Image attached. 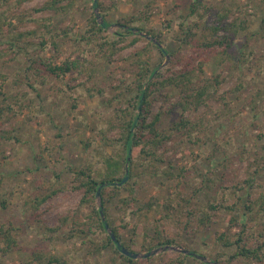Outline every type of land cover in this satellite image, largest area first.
<instances>
[{
    "label": "rangeland",
    "instance_id": "obj_1",
    "mask_svg": "<svg viewBox=\"0 0 264 264\" xmlns=\"http://www.w3.org/2000/svg\"><path fill=\"white\" fill-rule=\"evenodd\" d=\"M46 1L0 0V101L10 96L17 101L0 113V225L10 227L16 240L3 253L0 238V264H29L35 252L34 264H54L47 260L51 256L67 264H121L113 247L98 249L113 232L107 223L104 231L97 227L94 206L106 221L99 193L82 202V190L72 188L73 170L89 165L103 174L104 158L123 152L120 121L139 60L157 66L154 75L183 65L172 66L173 57L162 56L153 45L193 62L207 90L205 103L184 111L174 90L153 93L151 113L161 109L158 128L169 138L156 150L160 161L134 152L135 190L110 202L111 225L121 229V241L132 243L133 251L124 248L138 253L133 259L140 263L264 264V258L226 260L230 252L216 238L226 231L230 213L205 206L221 199L239 205L237 195L246 203L249 190L254 205L244 218L245 233L255 237L264 231V0H61L60 8L41 9ZM219 11L227 13L223 23L235 22L234 45L198 68L194 47L211 36L209 27L221 23ZM92 15L98 24L107 22L102 31H91ZM180 27L194 34L184 41ZM20 32L12 48L10 36ZM41 39L47 42L40 45ZM39 55H54L56 64L74 59L79 66L59 76L38 62L28 68L29 59ZM180 116L194 125L190 136L174 127ZM255 168L247 190L244 181ZM119 174L128 178L119 185L128 182V170ZM151 197L169 208L138 210ZM202 211L211 216L207 226L197 224ZM158 226L175 240L145 251V235L152 236ZM231 230L238 231V224Z\"/></svg>",
    "mask_w": 264,
    "mask_h": 264
},
{
    "label": "trees",
    "instance_id": "obj_2",
    "mask_svg": "<svg viewBox=\"0 0 264 264\" xmlns=\"http://www.w3.org/2000/svg\"><path fill=\"white\" fill-rule=\"evenodd\" d=\"M17 1L20 2L22 0ZM60 2L61 0H48L41 7V9L60 8L58 5ZM96 5L97 3L94 1L93 6ZM226 16V11H219L217 13V19L218 22L221 23H217V26L215 27H209V32H211L210 29H212L211 36L203 37L201 41H199L200 47H194V49L197 51V57L200 59V65H198V68H201L202 64L209 61V59L213 58V60H216L215 57H220L221 52L224 54V52H227L228 49L233 47L234 43L232 38L237 32V27H235V22L223 23V20L226 18ZM91 21L94 23L92 24V32H100L104 29V26L107 25V22L105 21L98 24L94 15H92ZM263 23L264 21H262V24ZM219 31L221 32L220 35L217 33ZM178 33L181 35V39L184 41L194 34L190 28L186 27H180V31H178ZM22 34L24 33L20 32L17 34V36H10L8 43L11 47L18 40L17 37H21ZM136 40L137 38H133L132 42H135ZM117 41H119V39ZM45 42H47V40L41 39L39 44L43 45ZM105 42L107 43V41ZM51 43L57 49L55 41L51 40ZM153 46L157 48L158 52L162 56L168 53L171 57H173L171 60L172 66L178 64L181 65L182 63L183 65H181L180 68L171 71L167 75H162L159 72L154 75V71L156 70L157 66L151 67L150 61L139 60L140 64L138 66L139 68L136 75L137 77L132 83L133 87L130 89V91L133 92V95H131L127 100L129 102L128 107L130 109L128 108L125 117H121L123 121H120L121 131L118 141L121 143L123 152L121 154L117 153V158H104L106 161L107 171L103 174L94 172V170H92L89 165H84L73 170L74 182L72 183V188L82 190V202L88 203L93 201V198L97 195V191L99 193L101 207L103 209L104 216L106 217V221L101 220L100 213L94 206L93 213L95 215L94 217L97 227L104 231V224L107 223L116 236V241H120L122 243L120 246H125L132 251L134 250L132 249V243L126 244L120 240L121 229L111 225L108 212L110 202H112L114 198L120 197L122 191L129 190V192L133 194V191L135 190V188L132 187V185L135 184L130 180V178L133 176L132 168L135 163L133 155L134 152L145 153L150 159L160 161V154L158 155L156 150L163 146L165 141L169 138V134H166L158 128V122H160V117L162 114L161 109L154 114L151 113V96L156 91L162 90L164 88H170L179 95L177 105H179L181 109H184L185 111L188 109L197 108L204 104V94L205 91H207L204 84H201L202 80L198 78L197 69L193 65V62L189 61L187 57H180L176 51H165L163 48H160L157 45ZM25 48L26 46L24 45L17 49L23 50ZM29 60L30 65L28 68H31V65L34 66V64L38 62L40 65L45 67L48 73L54 74L56 76L63 75L70 70H75L79 66V62L74 59H65L61 63L56 64L54 63V55L51 57L39 55L37 58H30ZM153 75L154 77L151 79ZM146 80H148V83L145 87H143L144 81ZM6 98H3L2 102L0 101V104L2 105L0 106V113L5 107L10 109L11 103L17 102L16 99H13L11 96L10 101H7ZM174 127L190 136V132L192 128H194V125L188 118L186 119L184 116H180L177 121H174ZM186 128H188L187 132L183 130ZM126 162L128 163L127 170L129 180L122 185L116 184L124 177L119 173H122V170L126 169V167H124ZM257 173L258 171L255 168V170H253V174H249L248 178L244 181L247 185V190L253 187L255 180L254 177ZM106 187L109 189L107 188V190ZM207 187H209V185H207ZM244 188L246 189V187ZM55 192L52 194H55ZM246 192L245 200H247V202L243 204L241 203L242 197L237 195V201L240 200L239 205L237 202L228 204L224 199H221V201H218L217 203L208 200V203L205 205L210 211L220 208L226 213H230L228 219L229 225L227 226L226 231L220 232L216 238L219 245L222 246L226 252H230L228 255L229 258H226L228 261L237 258L241 261L249 259L251 261L258 262L264 258V231L259 232L255 237L252 236L254 235L253 233H248L251 236H248L245 233L249 229L247 228L246 222H244V218L247 217L248 211L251 212L252 206L254 205L251 200V192L249 190ZM49 196L50 195L43 196L39 201L43 202L44 199L48 198ZM186 200L188 203L190 198H186ZM169 206L170 205L166 201L163 203L157 197H151L149 200L143 203L138 210L144 209L145 211H150L160 208L168 209ZM165 212L166 213L164 216L171 219L170 211L166 210ZM239 219L242 220L241 223L239 222ZM210 220H212L210 214L207 211H202L197 219V224L207 226ZM235 224H238L239 230L233 232L231 227ZM10 229V227L5 228L4 225H0V238H2L1 241L3 243L1 250L3 253H8L13 249V247H15L14 244L16 243V240L11 235ZM174 240L175 239L173 237L166 235L165 227L158 226L154 229L152 236L147 237V235H145L142 248L145 249V251H148L156 246L173 243ZM110 246L113 247V251L117 253L121 260V264H144L139 262L141 260L133 259L126 254L124 255L120 251L121 249H119L116 243L111 239L110 235H106L105 240L98 246V249L101 251L102 249H106ZM35 253L32 255L33 260L29 264H34L36 261L37 255ZM190 255H193V253H190ZM217 255L220 256V254ZM182 256L186 257L187 255L182 254ZM152 259H154V257L145 258L147 261H151ZM47 260L54 264H67L65 260L52 256L48 257Z\"/></svg>",
    "mask_w": 264,
    "mask_h": 264
},
{
    "label": "water",
    "instance_id": "obj_3",
    "mask_svg": "<svg viewBox=\"0 0 264 264\" xmlns=\"http://www.w3.org/2000/svg\"><path fill=\"white\" fill-rule=\"evenodd\" d=\"M127 164H128V163L126 162V164H125V167H126L125 171H126V172H127ZM127 179H128V178H127V175H125V176L122 178V180H121L120 182L116 183V184L124 183ZM97 195H98V191H97ZM100 212H101V211H100ZM104 225H105V228H108V226H107L106 223H105ZM110 236H111V239L116 243L117 247H119V249H121L120 251H121L123 254H126L127 256H129V257H131V258H136V257L138 256V253L130 252V251H128L126 248L120 246V243L116 241V238H115V236L113 235V233H110ZM157 250H158V249H154L153 251H150V252H148V253L143 254V256H144V257L149 256L151 253H155ZM211 264H214V263H211Z\"/></svg>",
    "mask_w": 264,
    "mask_h": 264
}]
</instances>
